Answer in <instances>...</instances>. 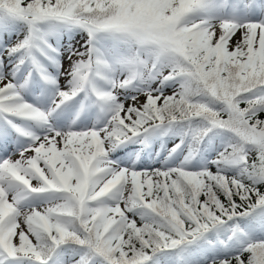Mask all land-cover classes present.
<instances>
[{"label":"snow or ice","instance_id":"snow-or-ice-1","mask_svg":"<svg viewBox=\"0 0 264 264\" xmlns=\"http://www.w3.org/2000/svg\"><path fill=\"white\" fill-rule=\"evenodd\" d=\"M262 117L264 0H0V264H264Z\"/></svg>","mask_w":264,"mask_h":264},{"label":"rangeland","instance_id":"rangeland-1","mask_svg":"<svg viewBox=\"0 0 264 264\" xmlns=\"http://www.w3.org/2000/svg\"><path fill=\"white\" fill-rule=\"evenodd\" d=\"M65 67H67V63L65 62ZM64 83V80H63V78H61V84H63ZM141 99L143 100V97H141ZM9 152L11 153L12 152V149L10 148L9 149ZM120 155H123V153H121ZM16 157L15 156H13V159H15Z\"/></svg>","mask_w":264,"mask_h":264},{"label":"trees","instance_id":"trees-1","mask_svg":"<svg viewBox=\"0 0 264 264\" xmlns=\"http://www.w3.org/2000/svg\"><path fill=\"white\" fill-rule=\"evenodd\" d=\"M262 118H264V117H262Z\"/></svg>","mask_w":264,"mask_h":264}]
</instances>
